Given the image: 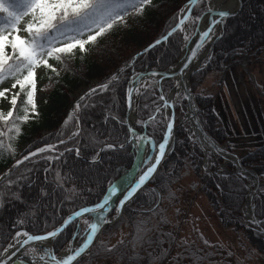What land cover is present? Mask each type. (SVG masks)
I'll return each mask as SVG.
<instances>
[{
	"label": "trees",
	"instance_id": "trees-1",
	"mask_svg": "<svg viewBox=\"0 0 264 264\" xmlns=\"http://www.w3.org/2000/svg\"><path fill=\"white\" fill-rule=\"evenodd\" d=\"M185 2L186 0H151L143 14L125 17L123 23H117L110 31L98 37L95 43L86 45V52L76 49L74 55L64 57L63 63L50 59L49 63L53 64L58 74L48 68H39L36 80L44 90V98L35 101L36 111H30L28 121L20 123L21 132L18 136L11 133L15 138L10 141L8 137L2 138L5 144L11 143L15 151L13 153L0 148V172L21 157L16 149L19 141L29 142L28 154L38 148H46L49 144L55 145V149L30 156L0 182V193H4V206L0 207V253L16 231L43 234L54 229L75 210L95 204L103 196L109 182H114L128 171L135 156L132 142L127 140L130 132L125 118V94L131 73L135 70L167 69L176 62L183 46L179 30L167 41L135 56L131 55L129 43L135 48L136 45H149L162 38L176 25L179 10ZM242 4L235 16L225 20L223 33L212 47L209 62L189 77L191 90L199 106L201 125L221 144L227 142L228 135L213 112L212 96L197 89L208 73L222 72L243 53L264 57L262 18L256 15L258 17L253 19L257 20L252 24H249L252 18L247 19L254 13L250 10L252 5L264 9V0H242ZM205 7L204 2L194 13L201 14ZM245 21L249 26L247 28L243 25ZM120 65L127 66L119 72ZM113 76L117 79L112 81L109 89L100 91L99 86ZM6 83L12 84L13 81H5L0 88H4ZM88 84H92V89L97 91L84 96L80 101L82 107L77 113L79 135L70 137L77 124L72 121L68 126L64 125L71 94L80 86ZM172 85L170 81L165 82L162 94L167 96ZM3 101L5 100L0 98V102ZM161 103L156 84L150 82L140 94L136 105V128L139 131L145 128L146 133L158 144L163 140L165 132L161 112L154 115V121L149 120L146 125L144 123ZM9 108L10 105L5 113ZM40 127L49 132L31 137L38 134ZM0 130L6 131L3 122H0ZM173 138L170 153L163 159L150 183L123 210L122 215L127 218L129 225L139 221L141 216L150 217L157 210L162 197L168 194L172 184L190 166L202 182V191L216 212L219 223L225 228L242 233L246 244L264 258V228L261 232L255 224H248L243 219L242 208L247 196L245 179L233 173L235 168L232 164L228 165L232 172L226 175L203 171V153L190 140L184 126L177 124ZM61 140L64 141L63 144L60 143ZM109 144L113 147L108 148ZM77 149L79 155L76 153ZM240 162L247 168L264 165V144L243 153ZM87 171H92L89 177L85 175ZM57 173L63 178L61 181H57ZM259 177L264 179L262 174ZM8 179L14 181V184L7 186ZM13 192L19 193L21 200L15 199ZM253 200L255 216L258 221H264L263 187L260 186ZM21 219L24 223H17ZM75 228L74 222L54 238L53 252L60 251L66 245Z\"/></svg>",
	"mask_w": 264,
	"mask_h": 264
},
{
	"label": "snow or ice",
	"instance_id": "snow-or-ice-1",
	"mask_svg": "<svg viewBox=\"0 0 264 264\" xmlns=\"http://www.w3.org/2000/svg\"><path fill=\"white\" fill-rule=\"evenodd\" d=\"M150 3L151 0H0V85H3L9 79L13 81L10 88H0V98L8 101L10 105L6 113L0 110V122H3L4 129H6V131L0 130V148L14 153L15 149L12 144H5L2 138L8 137L10 141L15 138L10 135L11 133L18 136L21 132L20 123L28 121L30 111L32 113L36 111L37 69L48 68L58 74L53 64L49 63L50 59L63 63L64 57L74 55L76 49L86 52V45L95 43L98 37L110 31L117 23H123L125 17L130 14H143L144 9ZM203 3L204 0H188L185 7L181 9L182 15L175 27L150 47H155L162 40L167 41L178 30L183 32L186 22H191L193 26H196L202 16L195 14L194 10ZM240 6H243L242 0ZM204 11L209 15L219 17V20H211L213 26L223 23L227 17L237 14L233 9H217L211 3L204 8ZM22 32L26 35L22 36ZM196 34L192 33L190 35ZM212 34H214V27L212 26H209L206 31L198 33L199 41L196 43L195 49L192 50L191 56L188 57L189 62L197 55V51L203 47L205 41L211 38ZM190 35H185V41L189 40ZM187 67L188 64L185 63L184 68ZM152 75L155 76L157 73H152ZM116 79L117 77L113 76L111 80L100 85L99 90H108L112 81ZM96 91L97 89H91L90 93L86 95L95 94ZM134 91H138V89L129 87L127 90L129 107H131ZM83 99L84 97H81V100ZM160 100L163 101V104L156 108L157 113L161 112V108L170 106L163 95L160 96ZM81 107V103L77 102L73 112L65 120V126H68L72 121H75L77 125L79 124L77 113ZM84 107H87V105H84ZM149 120L154 121L155 116H150ZM173 121L174 116L166 122V133L163 136V142L159 144V154L155 157V163L147 167L146 171L139 176V179L129 186L126 195L119 202L121 207L156 171L161 159L165 156L166 146L169 144L173 132ZM129 132L136 136L131 126H129ZM76 135H79V128L73 133V136ZM139 139L145 140L144 137H139ZM60 143L63 144L64 141L61 140ZM107 147L112 148L113 145L109 144ZM54 149L55 145L51 144L47 145L46 148H38L36 152H30L28 156H25L24 160L29 159V156H35L37 152L43 153ZM76 153L79 155V149L76 150ZM48 159H53V157H48ZM16 163L18 165L21 161L18 160ZM7 175L5 174V177H0V179L6 178ZM56 178L57 181L63 179L59 173H57ZM12 184H14V181L8 179L7 186ZM117 191H119L118 185L115 182H109L108 194L104 196L102 203L96 204L94 208H81L80 211L69 216L64 221V225L48 232L46 235H30L27 231H16L14 236L11 237V240L15 243L9 242L3 251L8 253L10 249L18 250L17 245L23 246L29 244L30 241H45L57 237L75 217H82L85 213L96 209H104ZM12 195L15 199L21 200L19 193L13 192ZM3 206L4 193H0V207ZM254 210L255 205L252 206L253 213ZM117 211H119V208ZM250 219L251 223L264 228V221H257L254 214ZM102 222H106L103 216L96 223L89 224L85 220L84 223L88 225L89 229L86 240L79 248L74 250L69 248V252L72 254L62 259H57L54 255L51 256L55 264H73L74 261H77V258L93 243ZM17 223L23 224L24 221L21 219ZM138 239H142V237H138ZM205 243L208 242L205 241ZM33 252H35V249H33ZM166 254L167 250H164L162 255ZM15 255L16 251H12L11 256ZM149 255L151 256V254ZM177 255L179 256V254ZM11 256L8 257L9 260ZM160 258L162 257H155L154 259ZM39 259L44 260V256H40ZM0 264H8V262L0 260Z\"/></svg>",
	"mask_w": 264,
	"mask_h": 264
},
{
	"label": "rangeland",
	"instance_id": "rangeland-1",
	"mask_svg": "<svg viewBox=\"0 0 264 264\" xmlns=\"http://www.w3.org/2000/svg\"><path fill=\"white\" fill-rule=\"evenodd\" d=\"M204 2L205 5L207 6L208 0H204ZM185 4L186 2L181 5L182 7L180 8L179 13L181 12V9L185 7ZM251 7L252 8H250V10H252L254 13L251 11L253 15L252 17L249 16L247 19L250 18L252 19H250L251 21L249 20L246 21H249V24H252L257 20V19H253V17L256 18L259 16L258 18L260 17L262 18V24H263L264 9L262 10L260 7L255 8V5L254 6L252 5ZM246 21L243 23V25H245V27L247 28L249 26L247 25L248 23ZM184 29L185 30L183 32L181 31L180 32H181L182 42H184L185 45V39H184L185 35H190L194 33L196 26H193L191 22H186ZM21 35L23 36L25 35V33L22 32ZM152 44L143 45V46L136 45V47L134 48L132 47V43H129V50L131 49L130 51L131 55L135 56L138 55L139 53H144V50H148L152 48L149 47ZM206 64H204L203 61L201 60L198 69H200V67H203ZM242 64H244L246 68H251L253 70H256V75L261 76V79L264 83V57L261 55L253 57L250 54L243 53L240 57H238L235 60V62H232V64L226 66L222 72L211 71L210 73H208L201 81V84L197 90H202L204 93L211 95L212 103H213L215 94L213 92L212 94L210 92H207V90L202 86L204 80L208 77L209 79L208 81H206V83L209 81L216 83L218 79L222 78V75L227 71L228 68ZM172 65L167 67V69L171 68ZM126 66L127 65L124 66L120 65L121 69L119 72L123 71V69L126 68ZM145 71H151V70H145ZM145 71L135 70L134 72H145ZM39 72L40 70L37 69V74ZM134 72L131 73L132 75L130 76V79L133 75H135ZM175 79H167L162 82L161 90H160L161 94H162V85L168 81L173 83V85L168 91V93L171 94L172 92L171 89L172 88L174 89L176 87ZM150 82H154V80L148 81L146 82V85H143L142 89L140 90L139 97L140 94L146 89L148 83ZM37 85L38 86L40 85L39 82H37ZM10 87H11L10 83H6L4 86V88H10ZM80 87H85V86L83 85ZM188 88L189 91L193 93L191 90L190 82ZM261 88L262 91H264V84H262ZM43 91L44 90L40 88V86L37 88V91L35 93L36 102L41 101L44 98ZM80 92L81 89L79 88L76 92L71 94L70 105L73 104V107L71 108V111L69 110L70 106L68 107L64 120H66L69 114L73 112V109L77 103L75 101L76 100L75 97L78 96ZM193 98L195 102L194 109H196V115L199 118L198 115L199 106L196 103L195 94ZM261 99L262 100L260 101H262L263 103L264 92H263V97ZM173 105L175 107H178V109L176 108L174 109L175 123L173 126V132L170 137V141L172 142L174 141L173 137L175 133V127H177V124L178 126L180 125L184 126L187 131L188 137H190V140L196 143V145L200 147V150L203 153L201 169H203V171L209 174L216 173L220 175H226L231 173L232 171L228 165H231L232 163L225 161L222 157L218 156L215 153V151H211V150L205 151L204 148L199 145L197 141L198 138L195 137L194 134L195 130H193V126H191V116L188 115V107L186 104V99L181 91L179 92V95H176L175 98L173 99ZM7 107H9L8 101L5 100L3 102H0V110H3L5 112ZM213 112L214 114H216L219 120L218 122L223 126V128L225 129L228 135L227 142L225 144H221L219 142L217 143H219L225 149L233 151L237 155V157H239V160L243 153L256 148L255 145L248 146L247 142H245L244 140L238 141L240 146L238 145L232 146V144L230 143V138L232 137V135H230L231 131L228 126V122H227L228 120L226 121L223 117H220V115L217 114L214 108V103H213ZM169 113H170L169 108H166L164 110L161 109V116H163L164 121H166L169 118ZM39 124L41 125L42 123ZM77 126L79 127V124L78 125L76 124V128ZM194 128L196 129V127ZM48 132L49 131L46 128L40 127L39 131L37 132L38 134H34L31 137L35 138L39 135H44ZM17 144L18 145L16 149L18 153L21 155V157L18 160L21 161L22 163L26 161L24 160V157L29 155L27 153L29 142L26 143L24 141H19ZM16 164H17L16 162L10 164L7 169H4L0 172V175H3L4 173L8 172V170H10L11 168L12 170H14L17 167ZM14 165H16L15 168L13 167ZM242 167L244 166L242 165ZM244 168L252 169L259 178V183L257 185L258 188L257 192L260 189V186L264 188V179L259 177V174L264 175V165L255 168L252 167H248V168L244 167ZM235 170L233 171L234 174H236ZM88 171L87 173H85V175L89 177L92 174L91 173L92 171L91 172ZM243 178L245 179V188L247 189L246 185L253 188L255 179L253 180V182H251L252 185L250 186L249 184L250 179L247 178V176ZM4 179H2L1 181H3ZM248 192L249 191L247 189L246 198L249 196ZM159 204L160 205L158 206L157 210L152 212L150 217L147 218L145 216H141L139 217V221L132 222L130 225L129 222L127 221V218L125 216L123 217L122 215L123 211L117 214V216H115L113 211L109 213L108 215L109 220L108 222H106V224L103 223L101 225V230L98 233V236L94 244L88 249V252L85 255L78 257L77 261H75L73 264H264V258L262 257V255L258 254L254 249L250 248L248 244H246L242 233H239L238 231H234L232 228L229 229L225 228L224 226H222L221 223H219L216 212H214L213 208L211 207L210 201H208L206 195H204V192L202 191V182L199 180V177L196 174H194L193 170L190 169V166H188V168H185L183 170V175L175 183L172 184V186L168 191V194L162 197L161 202ZM245 204L242 208L243 219L245 222L249 224L251 220L247 221L245 219V211H244ZM85 220H87L89 224L92 223V218L89 215H86L84 217H79L74 221L76 224V228H75L76 230L72 235V237L69 239V241L66 243V245L59 251V254L58 252L57 253L55 252L56 257L62 253H65L66 251H69V248H72L73 250L78 248L85 241L89 230L88 225L84 223ZM255 225L258 228V230H260L261 232L263 231V229L260 226H258L257 224ZM74 235L75 237L73 238ZM138 237H142V239H138ZM205 241H207L208 243H205ZM164 250H167L166 255H162ZM51 251H52V244H51ZM30 252L35 254L34 256L35 260H39L44 264L45 263L48 264V262L50 261V259L48 258L50 251L46 252L43 250L35 249V252H33V249L27 248L22 253L28 255L30 254ZM40 253L44 254L45 261L40 260L38 258V254ZM149 254H151V256ZM177 254H179V256ZM155 257H162V258L154 259Z\"/></svg>",
	"mask_w": 264,
	"mask_h": 264
},
{
	"label": "water",
	"instance_id": "water-1",
	"mask_svg": "<svg viewBox=\"0 0 264 264\" xmlns=\"http://www.w3.org/2000/svg\"><path fill=\"white\" fill-rule=\"evenodd\" d=\"M187 3H188V1L186 2V4ZM240 5H241V0H237V6L233 9V10L236 11V13H238V11L240 10V8H241ZM206 14H207L206 12H203L201 14L202 19L200 21H198V23L196 25V29H195L194 33H197V34L196 35H191L190 38H189V42H191L190 47H188V49L183 47L182 54L178 58L177 62L172 65L171 68H168L165 71L134 72L135 75H133L131 77V79H130V81L128 83V87H127V90H128L129 87H133L135 89H138V91H134L132 93L131 107H129L128 92L126 90V96H127L126 97V105H127L128 108H127V113L125 115V118H126V125H127L128 129H129V126H130L129 125V118L128 117H129V115H130V113H131V111L133 109L132 105H134V106L136 105L137 100L139 98L140 90L142 89L143 85H146V82L151 81V80H154L155 81V84L158 86V89L160 91L161 90V84H162L163 81H165L167 79H175L178 75L184 73L185 71H188L190 68H192V72L194 73V71L196 69H198L199 63L201 62V60L203 61L204 64H206L209 61L208 59H209V57L211 55V52H212V49L211 48L220 39V36H221V34L223 32V28H224L223 24H224L225 20L227 18H229V17H227L223 21V23H219L220 30L218 32H214V34L211 35V38L210 39H207L205 41L203 47L200 48L197 51V55L192 58L191 62H189L188 61V57L191 56L192 50L195 49L196 43L199 41V35H198V33H201L203 31H206L209 26L214 27L213 25L210 24L203 31H200V27H199L200 26V23H201V21L203 20V18L205 17ZM181 15L182 14L180 12L179 15H178L179 19L181 18ZM207 16L210 17L209 14ZM179 19H178L177 23L179 22ZM217 20H219V17H218ZM166 35H167V33H166ZM160 39H158V40H160ZM154 44L155 43H153L152 45H154ZM185 63L188 64V67L186 69L184 68V64ZM194 65H197V66L196 67H193ZM176 66L178 67L177 70L176 71H172V69L174 67H176ZM181 69H183V71H181ZM152 73H157V75L153 76ZM191 73L188 75V79H189ZM90 86L91 85L89 84V85H87L85 87H81L80 88L81 89V92L79 93L78 96L75 97L76 98V100H75L76 102L80 101L81 100V97H84L86 94H88L90 92V89H91ZM188 87H189V82H188L187 86H185L183 88L182 93L184 94V97L186 99V104H187V107H188V115L191 116V125L195 126L196 129H197V131L201 132L202 135L205 136L208 139V145L213 148V150L215 151V153L218 156L222 157L225 161L233 164L234 168H236V170H235V173L236 174L238 173V174H240L243 177H245L247 173H251L253 175V178H255V183H254V186L252 188L254 190V194H253V197H254L256 195V192H257V189H258L257 188V185L259 183V178L257 177L256 173L252 169H249V168L246 169V168L242 167L241 162L239 160V157H237V155L233 151L228 150V149H225L223 146L219 145L215 140H213V138L211 136H209V134L204 129L203 125H201L198 116L196 115V109H194V107H193V105L195 106V102H194V98H193L194 97V94L191 93V91H189V88ZM171 90H173V88ZM161 95H163V94H161ZM165 99L168 100L169 105H170L168 108L170 109V113H169V116L170 117H169V119H171L174 116V105H173V99H172L171 94L168 93V97L165 98ZM162 104H163V102H162ZM72 107H73V104L70 105V107H69V110L70 111H71V108ZM161 109L164 110L166 108H161ZM191 109L192 110L194 109V110L192 111ZM135 114H136V111H135ZM155 114H156V111H155L154 115ZM154 115H152V116H154ZM135 117H136V115H135ZM174 120H175V116H174ZM148 121H149V118L144 123V125H146L148 123ZM173 123H174V121H173ZM77 128H79V127L77 126ZM77 128H76L75 131H77ZM131 128L135 131L136 136H133L131 134V132H130V136H129V138L127 140H128V142L133 141L134 148L136 150V154H135V157L133 159L134 162L131 165V167L128 169L127 173L124 174V175H122L121 177H119L115 181V183L118 185L119 191H117L112 196L111 200L109 201V204L106 205L104 207V209H102V210L101 209H96L95 211H92V212H89V213H85L84 214V215L91 216L92 223L98 222L99 221V218L101 216H103L105 218V220H106L108 218L109 213H111L112 211H117L118 208H119V211H118V214H119L125 208V206H127V203L129 202V200L134 199L136 197V195L140 191V189L143 188L148 183V181L150 180V178H152L153 175H154V173L156 172L155 171L152 174V176L149 178V180L146 181L145 184L142 185L141 188L138 189L137 192L128 201H126L125 204L122 207L120 206L119 202H120V200L123 199L124 195H126L128 189H129V186L131 184H133L136 180L139 179V177L138 178H135L136 174L139 172V170H143L140 173V175H142L143 172L146 171L147 167H149L152 163H155V157L159 154V145L156 144L154 138H152L151 136L147 135L145 128H144V130L142 132L138 131L135 127L134 128L131 127ZM165 133H166V131H165ZM194 134H195V137L198 138L197 132L194 131ZM139 137H144L145 140H140ZM168 147L169 146L167 145L166 146L165 156L169 152ZM102 149L100 151H102ZM164 157L161 159L160 163L163 161ZM160 163H159V165H160ZM16 165H14L13 167L15 168ZM159 165L157 166V168L159 167ZM10 170L12 171V168ZM10 172L8 170V172L4 173L3 175H0V177H5V174H8ZM1 180L2 179H0V181ZM246 187H247L248 191L250 192V190H251L250 187L248 185H246ZM108 190H109V187H107V190L105 191V193L103 194V196L101 197V199L98 202H96V204L103 202V198H104L105 195L108 194ZM249 192H248V194H249ZM253 197H252L251 202H250V210H249L251 212V216L253 214L255 215V210H254V213L252 212V206L254 205ZM96 204L88 205L86 207H88V208H94ZM77 211H80V209L76 210L75 212H77ZM72 214H70L69 216H71ZM69 216H66L64 218V221ZM115 216H117V214H115ZM78 218L79 217H75L68 225H70L71 223H73ZM255 218L257 220V217L256 216H255ZM64 221L61 224H59L57 227H55L52 231H54L55 229L60 228L62 225H64ZM101 224H100L99 231L97 232L96 236L94 237L93 243L89 246V248L94 244V242H95V240H96V238L98 236V233L101 230ZM64 229H65V227L63 228V231H64ZM21 231H23V230H21ZM47 233H43V234H40V235H46ZM30 235H35V234H30ZM75 235H76V233H75ZM75 235L73 236V238L75 237ZM53 239L54 238H49V241L52 242ZM10 242L12 243L13 240H11ZM27 247H28V244L27 245H23V246L17 245L18 250H16V249L14 250V251H16V255L15 256L9 255V256H11V259L10 260L8 259L9 256H6L5 252L3 251L1 253L0 260H6L8 262V264H44L43 262H41L39 260L38 261H34V262H33V260H30V262H26L23 259L24 253H22V252ZM88 249H86L85 252L81 254V256L82 255H85L88 252ZM33 254L34 253L30 252L29 256L30 257H33ZM53 255H54V253H50L48 255V258L50 259V261L48 262V264H55V261H53L51 259V256H53ZM40 256H44V254H39V257Z\"/></svg>",
	"mask_w": 264,
	"mask_h": 264
},
{
	"label": "crops",
	"instance_id": "crops-1",
	"mask_svg": "<svg viewBox=\"0 0 264 264\" xmlns=\"http://www.w3.org/2000/svg\"><path fill=\"white\" fill-rule=\"evenodd\" d=\"M258 76L256 70L242 64L228 68L216 83H206L207 77L202 85L207 92L215 94L213 103L217 114L228 120L232 146H240L241 140L248 146L264 143V102L260 101L264 83Z\"/></svg>",
	"mask_w": 264,
	"mask_h": 264
},
{
	"label": "bare ground",
	"instance_id": "bare-ground-1",
	"mask_svg": "<svg viewBox=\"0 0 264 264\" xmlns=\"http://www.w3.org/2000/svg\"><path fill=\"white\" fill-rule=\"evenodd\" d=\"M211 3L212 6H214L215 8L217 9H234L236 6H237V0H208V4ZM208 14L205 15V17L203 18V20L201 21L200 23V31H203L205 28H207L210 24H211V20L212 19H218V16H212L210 15L207 16ZM215 27V31H219L220 30V26L219 24L217 25H214ZM224 29V28H223ZM191 45V42H189V40L185 41V46L184 48H187L190 47ZM197 65H194L193 67H196ZM177 66L174 67L172 69V71H176L177 70ZM192 72V68H190L188 71H185L184 73L178 75L175 79V83H176V87L172 90L171 92V96H172V99L175 98L176 95H179V92L183 91V88L185 86H187L188 84V75ZM193 74V72L191 73V75ZM190 75V76H191ZM91 85V84H90ZM91 88H93V86L91 85ZM86 96V95H85ZM126 107V113H127V105L125 106ZM133 109L129 115V125L131 127H135L136 126V121H137V117H135V111H136V107L134 105H132ZM194 107V105H193ZM192 110V109H191ZM125 113V115H126ZM127 126V125H126ZM193 126V125H191ZM195 126H193V130H195V132H197V136H198V143L201 147L204 148L205 151H208V150H211V151H214L212 147H210L208 145V139L202 135L201 132L197 131L195 128ZM128 128V127H127ZM166 128V127H165ZM138 130V129H137ZM144 130V129H143ZM139 131V130H138ZM142 132V131H140ZM130 136V135H129ZM129 138V137H128ZM132 142V145L134 147V144H133V141H130ZM135 150V148H134ZM135 154H136V150H135ZM135 157V156H134ZM166 158V156H165ZM134 159V158H133ZM134 162V161H133ZM133 164V163H132ZM131 167V166H130ZM159 168V167H158ZM158 170V169H157ZM156 170V171H157ZM139 174H140V170L139 172L136 174L135 178H138L139 177ZM156 174V173H155ZM154 174V175H155ZM247 178L250 179V186L252 185L251 182H253V180L255 178H253V175L251 173H247L246 174ZM154 177V176H153ZM251 188V187H250ZM141 191V190H140ZM140 191L137 193L136 197L139 195ZM253 194H254V190L251 189L250 192H249V196L247 198H245L246 200V204H245V207H244V211H245V219L247 221H250V217H251V212L249 211L250 210V202H251V199L253 197ZM86 215H83L82 217H84ZM109 218L106 219L105 221L108 222ZM23 239V238H21ZM12 243H15V241H13ZM51 244L52 242L48 240H45V241H30L29 244H28V247L27 248H31V249H36V250H43V251H46V252H49L51 250ZM15 249H10L8 253H5L6 256H9L11 255V252L14 251ZM3 252V250L1 251V253ZM0 253V254H1ZM69 254H72L71 252L69 251H66L65 253H62L60 254L58 257V259H62L64 257H66L67 255Z\"/></svg>",
	"mask_w": 264,
	"mask_h": 264
}]
</instances>
